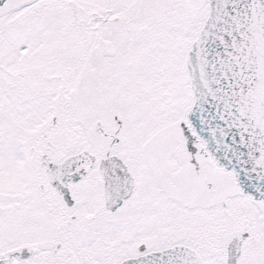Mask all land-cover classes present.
I'll use <instances>...</instances> for the list:
<instances>
[{"label":"snow or ice","instance_id":"6c2138e0","mask_svg":"<svg viewBox=\"0 0 264 264\" xmlns=\"http://www.w3.org/2000/svg\"><path fill=\"white\" fill-rule=\"evenodd\" d=\"M0 264H264V0H0Z\"/></svg>","mask_w":264,"mask_h":264}]
</instances>
